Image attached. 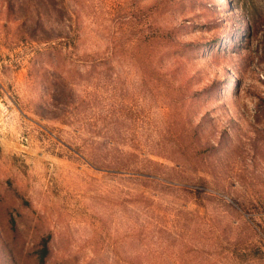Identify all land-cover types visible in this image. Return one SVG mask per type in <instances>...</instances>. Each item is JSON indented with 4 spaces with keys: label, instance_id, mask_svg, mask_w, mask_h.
<instances>
[{
    "label": "rangeland",
    "instance_id": "rangeland-1",
    "mask_svg": "<svg viewBox=\"0 0 264 264\" xmlns=\"http://www.w3.org/2000/svg\"><path fill=\"white\" fill-rule=\"evenodd\" d=\"M0 264H264V0H0Z\"/></svg>",
    "mask_w": 264,
    "mask_h": 264
}]
</instances>
